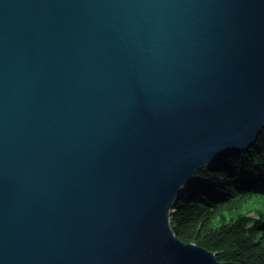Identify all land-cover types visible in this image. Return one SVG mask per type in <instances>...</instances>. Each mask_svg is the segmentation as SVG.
I'll return each mask as SVG.
<instances>
[{"label": "water", "instance_id": "water-1", "mask_svg": "<svg viewBox=\"0 0 264 264\" xmlns=\"http://www.w3.org/2000/svg\"><path fill=\"white\" fill-rule=\"evenodd\" d=\"M263 128L264 0H0V264H222L171 213Z\"/></svg>", "mask_w": 264, "mask_h": 264}, {"label": "trees", "instance_id": "trees-1", "mask_svg": "<svg viewBox=\"0 0 264 264\" xmlns=\"http://www.w3.org/2000/svg\"><path fill=\"white\" fill-rule=\"evenodd\" d=\"M171 226L177 238L214 252L222 264H264V128L246 152L197 172Z\"/></svg>", "mask_w": 264, "mask_h": 264}, {"label": "rangeland", "instance_id": "rangeland-1", "mask_svg": "<svg viewBox=\"0 0 264 264\" xmlns=\"http://www.w3.org/2000/svg\"><path fill=\"white\" fill-rule=\"evenodd\" d=\"M255 142H256V141H255ZM254 144H255V143H254ZM254 144H253V145H254ZM214 180H215V181H218V182L222 181V180L218 179L217 177L214 178ZM194 183H195V181H194Z\"/></svg>", "mask_w": 264, "mask_h": 264}]
</instances>
